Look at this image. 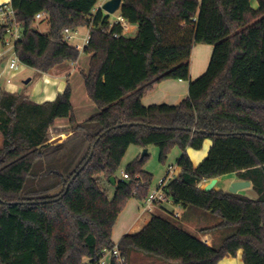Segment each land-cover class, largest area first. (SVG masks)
Instances as JSON below:
<instances>
[{"label": "trees", "instance_id": "obj_1", "mask_svg": "<svg viewBox=\"0 0 264 264\" xmlns=\"http://www.w3.org/2000/svg\"><path fill=\"white\" fill-rule=\"evenodd\" d=\"M250 2L122 0L120 16L137 27L127 36L120 24L110 27L109 15H93L97 0L11 1L23 34L14 54L38 76L78 62L82 52L65 32L90 29L83 51L90 70L82 75L98 114L77 123L70 85L43 104L0 87V264H97L116 247L126 264L131 252L169 264H219L240 250L244 264H264V0L257 10ZM41 13L47 14L39 21H47L46 34L37 27ZM4 36L0 31V44ZM198 44L213 53L206 74L192 81ZM167 80L188 82V97L175 106L146 107V93ZM65 118L73 131L85 133L71 153L43 165L53 147L50 129ZM207 140L209 155L194 167L187 150L200 151ZM83 145L75 163L81 151H74ZM131 146L158 148L161 163L179 147L181 174L168 181L166 197L185 212L214 218L215 225L200 232L222 233L220 241L209 246L166 215L151 214L139 232L113 242L129 201H146L152 186L153 176L143 170L148 155L127 166L129 180L117 178ZM233 174L251 182L257 198L199 188ZM34 177L44 185L26 190ZM107 183L115 190L112 199Z\"/></svg>", "mask_w": 264, "mask_h": 264}, {"label": "crops", "instance_id": "obj_2", "mask_svg": "<svg viewBox=\"0 0 264 264\" xmlns=\"http://www.w3.org/2000/svg\"><path fill=\"white\" fill-rule=\"evenodd\" d=\"M11 1L12 0H0V6L10 4ZM250 4L254 10H257L259 7L258 0H251ZM119 16H120V11H119ZM136 31H137L136 26L127 25V28L124 30V34L127 36H135ZM89 33H90L89 28H87L86 32H81L80 35L82 36L81 37L82 43L84 38H87L89 36ZM212 53H213V47L210 45L203 46L198 44L194 46L191 54L192 81L198 79L203 74H206V71L209 66L208 62L209 59L211 60ZM81 62L82 61L80 60L76 63L65 62L57 66L56 69H53L50 73L44 75L43 78L41 79L43 82L42 83L43 86L42 88L38 87V89L36 90L37 98L32 101H34L37 104H43L45 102H53L57 98V96L63 94L67 86L70 85L72 89L71 101L74 109V116L77 123L83 124L87 120L91 119V117L97 115L98 109L95 106V104L92 103V101L89 99L87 95L83 81V75H82L83 72L86 74L88 70H90L89 69L90 57L87 59V62L85 60L86 63L83 60L84 69L80 68ZM4 69L0 72V74L4 71ZM3 80L4 79H1L0 81L1 82L0 85H2V88H4L8 93H12V94L16 93V87H12V84L10 86L3 85L2 83ZM188 94H189L188 82L167 80L157 84L153 89L148 91L143 98V103L146 107L152 105H163V104L175 106L181 104V102L188 97ZM69 123H70L69 120L66 118L60 119L57 120L55 122L54 127L50 129V140L53 144V147L49 149V153L42 161L43 165H45L47 161L53 163L54 160H58V158L64 156V154L71 153L74 149V146L80 140L79 138H81V135L85 133L83 131H79V132L73 131L70 128ZM94 129L96 130L95 126H89L88 128V130L91 131H93ZM85 148H87L86 145L82 149H78L74 151V156L78 154V151L79 152L81 151L75 163L80 160L79 158L82 157L84 153L83 150H86ZM211 148H212V141L207 140L203 145V149H204L203 155L201 156L191 155L189 154V149L187 150V154L189 155L194 167H198L199 165L197 166V164L199 163V161L203 160L205 156L207 157V155H209L208 153ZM178 170H180V173L178 175L179 177L181 174V169L179 168ZM222 178L229 179V186H231L235 182L244 181V180H240L236 174L224 176ZM206 182L207 181L201 183L199 185V188L203 189L204 188L203 186L205 185ZM253 189L254 188L252 187L251 184V186L248 189L240 191L239 194L255 199L257 198V194ZM138 202L139 201H136L135 199L130 200L129 203L127 204L126 209L119 216L117 224L113 230V237H112L113 242L116 245L119 244V242L124 236L139 232L148 222L150 218L149 215L151 214H160V216L168 215L164 211V209L167 210L168 207V205L166 204L163 206L160 205L148 215L145 216L138 215V213H136V211H139L140 209ZM186 212L190 220L182 221L181 223L191 228L192 230L197 229L198 232L200 233L198 235V238L201 239L207 245L211 246L215 241V237H216L215 234L217 232L201 233L200 230L210 228L215 224H212L211 222H208L209 220L204 219V217L208 216L207 214H203L202 212L192 209H188L186 210ZM195 218L203 219L202 223L200 222L196 223L194 221ZM135 253L136 252H131L129 258L131 259L132 255ZM140 257L141 256H139V260L141 263L139 262V264H162L161 262H151V260H146V258H140ZM105 264H111V261L110 263H108L106 260ZM219 264H244L243 251L240 250L236 258L227 257L223 259Z\"/></svg>", "mask_w": 264, "mask_h": 264}, {"label": "rangeland", "instance_id": "obj_3", "mask_svg": "<svg viewBox=\"0 0 264 264\" xmlns=\"http://www.w3.org/2000/svg\"><path fill=\"white\" fill-rule=\"evenodd\" d=\"M109 17H110L109 20L112 21V23H115V22H117V19L119 17V12H117L113 15H110ZM37 27H38V31L41 34H46L49 31V26H48L47 21L38 22ZM86 31H87L86 27L79 28L77 30V32L79 33V37L77 39L71 40L69 42L72 46L76 47L80 52H82L80 55V58H79V60L82 61L80 63L81 69H84L83 60H84V62H85V60L87 62V59L89 58V56L84 54V52L82 51L83 50L82 49V47H83L82 41H81L82 36L80 35L81 32H86ZM6 39L9 40L8 41L9 44H7V42L0 44V72L6 67V65L8 64V61L10 59L15 58V54H14L15 50L12 49L11 39L10 38H6ZM203 46H205V45H203ZM209 62H210V59H209ZM209 62H208V65H209ZM190 65H191V60H190ZM43 76L44 75L38 76L37 72L32 68L22 66V70L20 72L18 71V73L12 79V87H16V93L17 94H19L21 96L25 95V96H28L31 100H35L37 98L36 90L38 89V87L42 88V86H43L42 85L43 82L41 80L43 78ZM3 79L4 80L2 81V83H3V85H5V82H6L5 79H7V77H3ZM30 79L32 80L31 84L25 85L26 84L25 81L30 80ZM2 146H3V138L0 134V148H2ZM86 147H87V145H86ZM204 148H206V147H204ZM145 150L147 151L148 159L143 166V168H144L143 170L153 176V180H152V184H151L152 186H150V188H149V194H150V193H152V191L156 190L159 186H161L162 181L166 178L169 171L171 172L170 178H172L173 175H174V178L178 177L180 170H178L176 162H177L178 158H180L182 152L179 149V147L172 148V150L170 151V154L168 155V158L165 160V162L161 163L159 161V149L158 148L151 146V147H148L147 149H144L140 146H131L129 148V150L127 151V154H126L125 158L123 159V162H122V164H121V166H120V168L116 174L118 179H122L123 173H126L127 166L130 165V163L133 162L137 157H141L143 155V153H145L144 152ZM83 151H85V150H83ZM203 152H204V149H202L200 151H195V150L189 149V154H191V155L201 156V155H203ZM205 158H206V156H205ZM203 160L199 161L197 166L200 165V163H202ZM174 170H175V172H174ZM38 172H39L38 169L35 168L33 171V175H37ZM36 180H38L36 177L32 178V180H30V182L28 183L26 190H29L31 188H40L44 185V183L39 184L38 181H36ZM231 186H229V179L220 177V178L207 180V182L203 186L204 187L203 189L204 190L223 191L225 193H230ZM105 189H108L109 197L112 199L114 197V194H115L114 188L107 183V185L105 186ZM57 192L58 191L53 192L52 194H56ZM145 202L146 201L138 202V204L140 206L139 211H136V213H138V215H144L145 216V215L149 214V213H145L146 212L145 211V207H146ZM167 210L170 213V214L166 215V218H168L169 221H171L172 223H174L176 225H179L186 232L192 234V236L194 235V236L198 237V235L200 233L198 232L197 229L192 230L191 228H189V227H187L181 223L182 221L190 220L188 218L187 213L184 210H182L176 206H171V205H168ZM174 214L175 215L179 214L181 218L180 219L174 218L173 217ZM194 221L196 223H198V222L202 223L203 219L195 218ZM208 222L215 224L216 220L213 218V219L209 220ZM215 236H216L215 241L213 243L220 241V238L223 237L222 233H216ZM139 256H141L140 258H146V260H151V262H161L162 264H167V263L162 262L160 259H157L154 257H149L147 255H143L142 253H138V252L133 254L131 259L129 258L127 263L128 264H139V262H140ZM106 260L108 263H110L111 256L107 255Z\"/></svg>", "mask_w": 264, "mask_h": 264}, {"label": "built area", "instance_id": "obj_4", "mask_svg": "<svg viewBox=\"0 0 264 264\" xmlns=\"http://www.w3.org/2000/svg\"><path fill=\"white\" fill-rule=\"evenodd\" d=\"M110 1L111 0H97L96 3L97 5H95L92 12L93 15H96L100 11L106 14V12L104 11V6ZM46 17H47L46 13H41L37 15L36 20L37 22H39L45 19ZM114 24H120L124 28V30L127 28L128 25L121 16L118 17L117 22L115 23L110 22V27H112ZM0 31H3L5 35L1 43L7 42V44H9L8 42L9 40L6 38H10L12 43V49L14 50L16 43L22 39L23 34H22L21 25L17 22L15 11L11 3L0 6ZM115 36L117 37V35ZM78 37L79 34L77 30L76 31L66 30L65 32V39L68 42L77 39ZM89 39H90V33L89 36L87 38H84L83 40L82 51H84L85 47L88 45ZM22 66L24 65H22L19 62L16 56L15 58L10 59L4 71L0 74V81L1 79H3V77H7V79H5L6 80L5 85L10 86L12 84V79L14 78V76L18 73V71L20 72L22 70ZM0 87H2V85H0ZM170 176H171V172L169 171L167 174V179L162 181L161 186H159L156 190L152 191V193L149 194L145 202L146 212L151 213L160 205L163 206L166 204V205L174 206V202L172 200L167 199L166 191H165L168 181L174 178V175L172 178H170ZM122 179L129 180V177L127 176L126 173H123ZM179 216H180L179 214L173 215L174 218H178ZM107 255L114 257L117 260V264H126V260L122 257L117 247L115 248V250L104 254L102 259H100L97 264H105Z\"/></svg>", "mask_w": 264, "mask_h": 264}, {"label": "water", "instance_id": "obj_5", "mask_svg": "<svg viewBox=\"0 0 264 264\" xmlns=\"http://www.w3.org/2000/svg\"><path fill=\"white\" fill-rule=\"evenodd\" d=\"M122 6V0H111L110 2H108L107 4H105L104 6V11L106 12L107 15H113L117 12L120 11ZM31 79L25 81V85L31 84ZM134 124H131V126H133ZM110 131V130H109ZM145 153H143V155L141 156L142 158L147 155V151H144ZM93 153V152H92ZM90 158L87 160L86 164L89 162ZM84 169V167L81 168V171ZM78 175V174H77ZM110 182L113 183L112 186L116 185L115 184V180L114 178L110 179ZM251 186V182L249 181H239V182H235L232 184L231 189H230V193L232 194H239L240 191L248 189ZM70 185L67 187V191L69 190ZM209 191V190H206Z\"/></svg>", "mask_w": 264, "mask_h": 264}]
</instances>
